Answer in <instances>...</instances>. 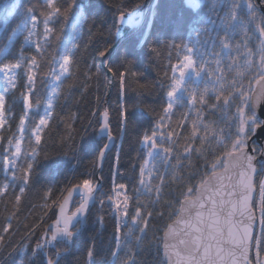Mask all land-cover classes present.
Masks as SVG:
<instances>
[{
	"label": "snow or ice",
	"instance_id": "6c2138e0",
	"mask_svg": "<svg viewBox=\"0 0 264 264\" xmlns=\"http://www.w3.org/2000/svg\"><path fill=\"white\" fill-rule=\"evenodd\" d=\"M87 3H90V0H45L40 12V16L43 17L42 21L36 15L37 4L29 3L24 8L21 23L18 25L23 35L18 55L13 59L5 56L3 60H0V75L3 76L5 85L4 91L0 92V129L8 127L11 131L7 117L10 111V100L6 96L10 88L19 92L23 109L17 124V131L8 138L0 136V145L4 141L8 145L0 155V170L10 174V180L0 182V199L5 198L10 189L13 190V207L17 212L26 189L32 182L36 167L40 163L38 149L42 143L41 132L50 127L54 108L53 99L57 96L59 89V85L51 88L46 98L44 115H38L35 119L29 120L32 108L38 107L42 101L40 98L32 99L36 95L37 72L34 69H39L38 57L36 55L26 56L24 45L29 44L35 48L37 53H40L42 51L40 43L34 41L33 38L39 35L47 43L55 32V29L50 26L53 19L67 18L73 10L75 14L71 17V31L74 38L79 36L82 28L87 27L91 19L86 14L85 4ZM17 7L15 3L9 6L8 0H0V8L5 9L7 15H11ZM189 7L193 11L204 10L205 15L210 18L215 35L203 41L204 44H210V50L207 53L201 52V55H208L210 59L201 60L197 64L193 58V50L199 51L202 47V41L197 32L190 41L191 46L182 45L188 54L183 55L176 64L169 65L172 75L169 76L168 72L164 73L169 83L160 85L164 88L166 97L161 106L162 114L157 116L154 127L146 131L140 141L144 146L145 158L139 167L137 182L143 189V193L140 188L136 191L138 194H147L150 197L149 202L145 203L137 198L135 209L130 215V197L123 183L115 184L110 193H101L99 196L97 193L101 191L100 185L96 182L94 186L92 179L84 178L79 182L66 185L59 199L52 200V205L58 208L59 212H53L55 219L52 225L36 239L35 249H33L34 252H43L49 245L56 248L52 255L46 254V264H59L58 257L61 252L68 250L78 226L86 221L87 213L91 211L90 203L93 205L99 203L101 207L107 203L109 209L116 215L117 235L114 237V247L108 252L110 258L108 264H136L133 244L143 245L152 226L155 205L162 201L164 189L169 182L175 183L180 179L175 173L185 167L184 162L189 160L190 154L201 153L202 149L213 141L223 153L222 156L216 158V162L211 164L213 175L219 184L214 191H210L211 179L201 182V187L205 191H210L207 201L211 207H207L203 196L192 200L193 189H187L188 196L185 197L180 210L184 215L173 224L166 226L160 241L167 264H253V251L255 252V264H264V261L260 260V255L264 252V147L258 148L250 143L257 135L258 129L260 134H264V119H261V115L257 112L260 105L264 104V90L255 92L251 88L253 82L264 84V0L260 2L229 0L226 6L224 0H192ZM118 20L132 26L140 23V18L134 14H129L125 21L123 11H120ZM41 23L43 24L42 33L38 31ZM116 30L119 33L120 28L117 27ZM205 32L207 33L208 30ZM13 34L15 35V32ZM238 36L241 39L237 40ZM172 46L176 47V45ZM79 48L80 45L75 42V39L71 47H65L64 54L57 61L58 68L49 70L54 81L63 84L62 77L72 79V69L76 65L74 50L78 51ZM107 51L108 49L105 48L98 54L100 57H105ZM225 58L229 61L227 64L224 63ZM241 59H243V64L240 63ZM209 64L214 65L212 70L207 68ZM131 65L132 61L127 56H123L119 66L107 67V72L113 77L119 76L122 89L129 74L133 77L138 75L131 72ZM120 68L125 70L120 71ZM254 68L256 69L255 74L246 89L243 79L246 78V72L251 73ZM189 69L197 77L201 75V72L207 71L208 77L214 76L215 80L211 88L207 83L199 90L184 88L188 96V105L199 104L202 107L195 109V119L189 117L191 108L180 114L177 127L181 131L177 133L170 123L166 124V120L171 119L174 107L185 106L183 100L177 97V93L184 86V78ZM234 70L239 81L235 77L227 78V72ZM108 82L110 84L111 79ZM139 87L144 88L145 85H139ZM210 92L214 95L209 96ZM15 95V92L12 93L13 97ZM225 106H234L236 109L227 133L223 128L215 127L214 121L205 123L204 113V108L215 110ZM131 107L142 106L134 104ZM120 115L126 127L129 119L128 108L124 107ZM102 119L100 130L106 131L107 138L111 141L108 109L103 111ZM26 121L31 123V128L26 126ZM189 122L191 124L190 135L184 137L183 129L188 126ZM26 132H30V152L22 150ZM32 137H34L35 146L31 144ZM181 138L187 140L182 150ZM197 143L200 147L196 146ZM108 148L109 144L103 145V150L99 152L101 159ZM72 151L78 155V149L73 148ZM43 158L47 160L49 156L44 154ZM21 159H23V164L18 163ZM158 164L166 169L165 172H160ZM217 168H223L224 175H216ZM167 169H172V171L169 172ZM257 177L261 178L257 180ZM225 180L227 183L224 182ZM257 189L261 216L259 236L254 233L256 217L253 207L255 202L252 200L253 193ZM45 196L51 199L52 190L48 189ZM77 196L78 200H76ZM233 197H236L235 201ZM69 205L74 207L68 208ZM205 210H207V219H205ZM237 211L243 218L239 221L235 220ZM157 214L163 216L162 212ZM99 220L102 222L103 218L100 217ZM181 224L184 226L180 227ZM10 229L11 223H8L2 231L8 234ZM35 231L36 229L33 228V236H35ZM4 234H0V247L4 244ZM57 245H63V247H57ZM94 247L93 245L87 253L89 264H94L92 259L95 254ZM20 264H25V262L21 260Z\"/></svg>",
	"mask_w": 264,
	"mask_h": 264
},
{
	"label": "trees",
	"instance_id": "16d2710c",
	"mask_svg": "<svg viewBox=\"0 0 264 264\" xmlns=\"http://www.w3.org/2000/svg\"><path fill=\"white\" fill-rule=\"evenodd\" d=\"M146 0H90L85 4L86 14L90 17L87 27H83L79 36L73 37L71 27V17L75 10L69 13L68 17L54 18L50 26L55 29L54 35L47 43L38 36L34 41L40 43L42 51L37 53L35 48L25 44V55L38 57L39 69L35 84L36 95L32 97L41 99L38 107L34 106L29 113V120L35 119L38 115H44L46 98L50 94L52 87L59 85L58 94L53 99V115L50 120V127L42 130V143L39 146L40 163L37 165L31 184L19 205L18 212L13 207L14 194L10 189L8 195L0 199V234L3 228L11 223V229L5 235L4 244L0 247V264H20L23 260L25 264H46L41 252H34L36 239L44 232L45 228L55 219L53 212L56 209L52 205V200H58L66 185L79 182L84 178L97 180V161L99 152L106 143V138H98L100 127L99 117L102 113L108 88V74L104 69L110 65L119 66L121 57L127 56L132 61L131 72L138 75L133 77L130 74L126 78V83L122 89L119 83V76H112V84L107 97L106 109L109 111L110 129L114 138V145L106 154L101 171L98 177L101 181V191L97 193H110L115 184L126 185V193L130 197L129 214L135 209V201L148 203L150 197L147 194H138L136 189H143L137 182L139 167L145 158L144 146L142 145V135L154 127L157 116L161 115V106L165 102V91L161 84H168L164 77L168 72L172 75L169 65L176 64L183 55L188 54L182 47L189 44L197 32L202 41V47L193 50V58L197 64L201 60H208V55H201L210 50V44L203 41L210 36H214L213 25L209 16L205 15L203 9L193 11L186 5V0H148L147 13L140 27L132 30L123 37L117 44L113 52L109 53L104 61L99 56V51L108 50L115 44L117 37L116 17L123 13H129L144 5ZM229 0H224L225 6ZM17 4V9L7 15L6 10L0 8V60L5 56L13 59L18 55L20 42L23 35L18 29L21 23L24 8L29 3L37 4L36 15L40 16L45 0H8V5ZM213 19L215 17H212ZM205 30H208L206 33ZM40 33L43 32V24L39 25ZM15 32V35L13 34ZM79 43V50L76 52V65L73 66L72 79L62 77L63 84L54 80L50 74V68H58L60 56L65 52V47H71V43ZM237 40L241 37H236ZM11 41V43H10ZM172 45H176L173 47ZM155 50V51H153ZM217 50H219L217 48ZM227 51V50H225ZM229 61L225 58L224 63ZM243 64V59L240 60ZM209 70L214 65H207ZM124 71V68H120ZM256 69L251 73L246 72L243 85L247 89L249 81L252 80ZM87 74V76H86ZM219 75V73H217ZM236 78L235 70L227 72V78ZM215 77H208L207 71L201 72L197 78L189 77L184 82V86L177 93V97L183 100L185 106H176L170 120L172 128L179 133L181 129L177 127L182 112L189 111L190 119H195L196 111L202 106L188 105V96L184 88L201 89L207 83L211 88ZM139 85H145L140 88ZM252 85V84H251ZM16 93L15 97L12 93ZM214 93L210 92L209 96ZM6 96L10 100V111L7 113L8 127L0 129V136L11 137L17 131V124L22 114V103L19 92L11 89ZM214 102V101H213ZM134 104L142 107L132 108ZM124 107L128 108L129 119L126 127L120 113ZM145 108L147 110H145ZM235 107H218L215 110L204 108L206 115L205 123L215 122V127L223 128L228 132V126L235 115ZM38 122V121H37ZM26 126L31 128V123L26 121ZM191 124L183 129L184 137L190 135ZM203 135V133H201ZM211 135V134H209ZM30 132L25 133L22 142V150L30 152L29 147ZM176 139V137H173ZM187 143L185 138L180 139L181 150ZM254 146L258 147L252 141ZM32 146H35L34 137L31 138ZM200 147L199 143L196 144ZM7 142L0 145V155ZM78 149V155L72 151ZM67 153V154H65ZM44 154L49 156L45 160ZM222 150L213 141L206 145L201 153L190 154L189 160L185 161V167L176 171V176L180 177L175 183L169 182L163 192L162 201L155 205V212L151 221V227L147 233L143 245L133 244L136 264H162L160 260V241L167 224L176 216L180 201L188 196L187 189L196 186L212 172L211 164L216 162L218 156H222ZM18 163L23 164V159ZM175 164V161H173ZM161 173L165 168L158 164ZM218 169V168H217ZM169 172L172 169H167ZM261 177H257L259 180ZM10 180V174L0 170V182ZM48 189L52 190L51 199L45 196ZM191 193V195L193 194ZM123 194L121 197L122 202ZM154 198V196H153ZM79 198L76 197V200ZM47 205V206H45ZM74 206L72 205V208ZM162 212L163 216L157 213ZM15 213V214H14ZM102 217V222L99 218ZM261 218V216H260ZM43 221V223H42ZM38 226V227H37ZM35 228V236L32 229ZM123 231V230H122ZM261 227L259 226V235ZM116 233V215L105 203L103 207L99 203L91 207L87 214L85 227L82 232L73 240L67 251L59 258V264H89L88 251L94 247V264H108L109 249L114 247V237ZM63 247V245H57ZM56 248L47 249V255H52ZM264 259V252L260 255V260Z\"/></svg>",
	"mask_w": 264,
	"mask_h": 264
},
{
	"label": "water",
	"instance_id": "95a60500",
	"mask_svg": "<svg viewBox=\"0 0 264 264\" xmlns=\"http://www.w3.org/2000/svg\"><path fill=\"white\" fill-rule=\"evenodd\" d=\"M257 2H260V0H257ZM147 3H148V0L145 1L144 5H143L141 8L136 9V10H134V11H131V12H129V13H124V19H125V21H127V19H128V15H129V14H134V15H136L137 17L140 18V23H138V24L135 25V26H132V25L127 24V23H121V22L118 20L119 15L116 17V26L120 28V31H119V33H117V37H116L115 44H114V45H113V46L107 51L106 56H107L109 53H111V52L114 51V49L116 48L118 42H119L123 37H125V36H126L128 33H130L132 30L137 29L138 27L141 26V24H142V22H143V18H144V10L146 9ZM191 3H192V0H186V5H187V6H189ZM106 56H105V57H102V61H104V59L106 58ZM103 67H104L106 73L108 74V81H109V79H111V81H112V75H111L110 73L107 72V68H106L105 65H104ZM111 84H112V82H111L110 84H109V82H108L107 94H106V99H105V102H104V105H103L102 113H103V111L106 109V102H107V97H108L109 92H110V89H111ZM251 88H252L253 90H255V92H260L261 90H264V84H257V83H255V82H253L252 85H251ZM257 112H258V114L261 115V119H264V114H262V113H264V104H261V105H260V107L258 108ZM102 113L100 114V117H99L100 125L103 123ZM97 137H98V138L105 137V138H106V143L109 144V148L105 151V153H104V157L101 159V158L98 156V161H97V164H98L97 168H98V170H97V180H96V182L99 183V185H100V189H101V181H100V179H99V177H98V172L101 171V169H102L103 160H104L106 154L108 153V151H109V150L112 148V146L114 145V138H113V136H112V140L109 141L108 138H107V132H106V131H101V130H100V127H99V129H98ZM252 141H254V143H255L256 145H258L259 147H264V134H260V130L258 129V130H257V135L254 136V137L252 138ZM252 141H250V143H252ZM106 143H105V144H106ZM101 150H103V148H102ZM258 159H259V157H258ZM216 175H224V169H223V168H218V169L216 170ZM209 179H211V184L209 185V189H210V191H214L215 188L218 186L219 182L215 179V176L213 175V171L210 172V173H209V174H208V175H207L202 181H204V180H209ZM202 181H201V182H202ZM96 182H95V183H96ZM201 182L196 186V188H195L193 194L191 195V199H192V200H197V199H199L200 197L203 196V197H204V202L206 203L207 207L210 208L211 205H210V203L207 201V196L210 194V191H205V190L201 187ZM224 182L227 183L226 180H225ZM95 183H94V186H95ZM256 193H257V191L253 193V196H252V200H253V201H255V199H256ZM77 197H78V196H77ZM232 199L235 201V200H236V197H233ZM184 201H185V198H183V199L180 201L179 206H178V210H177V213H176V216H175L174 219H173L171 222H169L167 225H171V224H173V223H174L175 221H177L182 215H184V214L180 211V210H181V207H182V203H183ZM92 206H93V204L90 203V205H89L90 209H91ZM67 207H68V208H71V205H69V206H67ZM253 207H254V214H255V217H256V223H255V225H254V233H255V235H256L257 230H258V227H259V220H260V219H259V213H260V212L255 210V209H256V208H255V205H254ZM56 212H57V213L59 212V209H58V208L56 209ZM87 214H88V213H87ZM194 214H195V213L193 212V215H194ZM205 219H207V210H205ZM241 219H243V218L240 216L239 211H237V212H236V215H235V220L239 221V220H241ZM74 223H75V221H74ZM85 223H86V221H84L83 223H81V224L78 226V230L76 231L73 240H74V239H75V238H76V237L82 232V230H83L84 227H85ZM50 225H52V222H51V223L45 228L44 232H46V231L48 230V228H49ZM183 226H184V225H182V224L180 225V227H183ZM237 227H239V225H237ZM165 229H166V228H165ZM164 231H165V230H164ZM163 234H164V232L162 233L161 238L163 237ZM48 247H53V246H52V245H49ZM34 249H35V247H34ZM159 251H160V260H161V263H162V264H167V259H166V257H165L164 254H163V249H162V245H161V243H160ZM43 253H44V252H43ZM64 253H65V252H61V255L58 257V259H59ZM44 254H45V253H44ZM45 256H46V254H45ZM262 261H264V259H263ZM45 262H46V259H45ZM32 264H34V258L32 259ZM253 264H254V263H253Z\"/></svg>",
	"mask_w": 264,
	"mask_h": 264
},
{
	"label": "rangeland",
	"instance_id": "374dc122",
	"mask_svg": "<svg viewBox=\"0 0 264 264\" xmlns=\"http://www.w3.org/2000/svg\"><path fill=\"white\" fill-rule=\"evenodd\" d=\"M142 7V6H141ZM140 7V8H141ZM139 9V8H138ZM146 13H147V8L144 10V17H145V15H146ZM143 21H144V18H143ZM143 23V22H142ZM142 25V24H141ZM177 75H178V73H177ZM191 76H193L194 78H197V76L191 71V69H189L188 70V72L186 73V75H185V78H184V82H185V80H187L189 77H191ZM56 83V81H54L53 82V84H55ZM4 88H5V85H4V83H3V76L2 75H0V92H3L4 91ZM259 148H261V147H259ZM257 191H258V189H257ZM121 197H122V195H121ZM77 198H79V197H77ZM254 205H255V210L257 211L258 210V208H259V191L257 192V197H256V201H255V203H254ZM71 208H72V205H71ZM178 210V209H177ZM44 233V232H43ZM51 233H49V235H50ZM48 248H50V247H47L43 252L45 253V254H47V249ZM43 252H41L42 254H43V256H44V261H45V259H46V256H45V254L43 253ZM36 253V252H35ZM252 260H253V263L255 264V252L253 251V254H252ZM46 263V262H45Z\"/></svg>",
	"mask_w": 264,
	"mask_h": 264
}]
</instances>
